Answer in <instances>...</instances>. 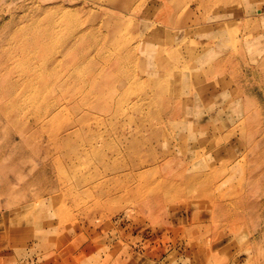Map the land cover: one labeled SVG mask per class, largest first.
I'll return each mask as SVG.
<instances>
[{
	"label": "rangeland",
	"instance_id": "1",
	"mask_svg": "<svg viewBox=\"0 0 264 264\" xmlns=\"http://www.w3.org/2000/svg\"><path fill=\"white\" fill-rule=\"evenodd\" d=\"M107 20L134 57L117 71ZM151 29L173 38L158 58ZM211 29L223 47L205 55ZM80 37L81 51L100 42L97 69L65 60ZM119 100L140 132L93 109ZM79 119L98 149L48 146ZM135 134L138 160L125 148ZM0 264H264V0H0Z\"/></svg>",
	"mask_w": 264,
	"mask_h": 264
},
{
	"label": "bare ground",
	"instance_id": "2",
	"mask_svg": "<svg viewBox=\"0 0 264 264\" xmlns=\"http://www.w3.org/2000/svg\"><path fill=\"white\" fill-rule=\"evenodd\" d=\"M209 2V1H208ZM210 3V2H209ZM187 7H189V5H187ZM91 19V18H90ZM230 19V18H229ZM231 19H232V17H231ZM91 21V20H90ZM220 21V20H219ZM94 22H93V20H92V26H94ZM118 25H121V21L120 20H107V21H105L104 22V26H105V28H109V29H112L113 30V33L112 34H110V37L107 39V40H105V43L106 44H110V45H116V46H118L119 48H117L116 50H115V60H114V63H112V65L111 66H114V69H115V71H117L118 70V67H122V66H124L126 63H128V62H130L134 57H133V52H132V50H130L129 48H128V46L127 45H125V44H123V42L125 41V40H122L123 39V37L122 36H119V34L120 33H122L121 31L118 33L115 29L118 27ZM177 27V29L178 28H180V27H182V26H176ZM211 28H213V27H211ZM215 28V27H214ZM212 30V32L209 34L208 33V38H211L212 39V41H207L206 43H205V45H206V47H204L205 48V55H208V54H211V52H212V45L214 46V45H217L218 47H220L221 48V46L223 47V44L221 43V40L219 39V38H217V39H215L216 40V42H214L213 41V38H216L217 36L216 35H214L213 34V29H211ZM112 31L110 30L109 31V33H111ZM149 32H151V33H149L150 34V36H148V37H146L147 39H149L150 41H148L147 43H146V45H145V48H147V50L148 51H151V56L152 57H156V58H158L159 56H161V55H163V54H166L165 52H163L162 50L163 49H161L160 47L162 46L161 44H168L167 42H172V40H173V38H172V34L170 33V31H157V30H153V29H151ZM148 34V35H149ZM83 37V39L85 38V36H82ZM82 37H80L79 38V40L80 41H78L77 43L79 44H76V46H75V48H74V46L69 50L70 51V53H68V52H65L64 53V56H65V60L66 59H68L67 57L68 56H70L71 55V53L72 52H75V54H73L74 55V57H76L75 59H77V64H76V66H77V68H78V66L79 67H81L80 65H79V63L80 62H82V61H86V60H89L90 61V69L91 70H93V69H97L98 68V66L96 65V63H97V59L96 60H94L95 61V63H94V61H91V57L92 56H94V55H92V52L94 51V49L95 48H98V47H96L97 45H99L100 44V42L99 41H95L94 43H92L91 45H90V48L88 49V50H84V51H81L80 50V45H81V41H82ZM43 40V39H42ZM173 43V42H172ZM215 43V44H214ZM33 44H34V42H33ZM125 45V46H124ZM204 45V46H205ZM157 47V48H153V49H150L151 47ZM210 46V47H209ZM216 46V47H217ZM225 46V45H224ZM150 49V50H149ZM148 51L147 52H145L144 54L145 55H148ZM177 51H173V52H171L170 53V56H172V58H174V56L173 55H177V53H176ZM96 54H98V51L95 53V56H97ZM212 55V54H211ZM197 56H198V54H197ZM182 58H184V57H182ZM198 59H199V56L197 57ZM220 59V58H219ZM218 59V60H219ZM63 61L62 62V64L59 66V65H57V66H55V67H53V69L52 70H56L57 69V67L59 66V67H61V68H63V67H66V66H63V64L66 62V61ZM200 60V59H199ZM222 60V59H221ZM226 60V59H225ZM183 65H185V66H187L188 67V65H190V63H191V61L190 60H188L187 58H184L183 60ZM181 61V62H182ZM223 63H224V60L222 61ZM126 66V65H125ZM159 66V61H156V67H158ZM186 67V68H187ZM208 67H210V65L208 66ZM65 69V68H64ZM183 69H184V67H183ZM66 70V69H65ZM160 70H161V68H160ZM203 70H205V69H203ZM207 70V69H206ZM205 70V72H204V78L205 79H210V78H212L213 77V75H211L210 76V74H211V72H209L211 69H209L208 71H206ZM161 71H163V70H161ZM107 72V71H106ZM153 72V74H155L154 76H156L158 73H157V71L156 70H153L152 71ZM171 72H173V71H171ZM206 73V74H205ZM108 74H109V72H108ZM129 81V80H128ZM83 84V83H82ZM86 85H87V83H85ZM85 84H83L84 86H85ZM106 85V84H105ZM88 86L90 87V90H91V93H94V94H96L97 96H96V99H95V103H101L99 100H102L103 99V101L104 102H107V98L105 97H102V89H101V84L97 81V80H92V81H90V82H88ZM110 99H112V97H109ZM71 99H73V101H75V98L74 97H71L68 101H63L64 102V104H66L65 105V107H67V106H70V104L72 105V104H74V102L73 101H70ZM97 101V102H96ZM120 102H122V100H119L118 101V104H117V106L116 107H113V106H109L108 104H104L103 106H100V105H97V106H93V109L94 110H98V108H101V109H104V110H106L107 112H108V114H110L111 115V117H110V122H109V126H110V128L111 129H116V128H118V125L119 124H121V126L124 124V123H127V124H130V125H135V129L133 130V132L134 133H136V132H140L138 129H139V124L140 123H138L137 122V120H135V119H133L130 115H128L126 112L127 111H125V110H123V106L120 104ZM59 106H55L54 108H48V109H46L44 112H43V114H46V115H50V114H53V113H56V115H57V117L58 116H60L62 113L61 112H63L64 110H65V107L63 106L62 107V105H60V104H58ZM62 107V108H61ZM77 109V113H79L80 114V111H81V109H80V107H77L76 108ZM188 113V109L186 108V109H183L182 111H178V110H176V111H173L171 114H169L170 116H169V119L171 120V122H170V125H175L174 123L175 122H172V120L174 119H181L182 117H186V114ZM88 114V113H87ZM41 115V114H40ZM84 116V115H83ZM82 116V117H83ZM49 117H51V116H49ZM38 118V117H37ZM160 119V118H159ZM159 119L158 120H151L150 121V123L148 124V125H151V124H153V123H156V121H159ZM47 120V119H46ZM50 120H52V121H50ZM163 120H164V118H163ZM53 121H55V118H52V119H49V121H47L46 123H45V120L43 121V120H38L37 121V123H41V126H40V128H39V130L40 131H44V130H46V126L48 125V124H50V122H53ZM162 122V121H161ZM165 122V121H164ZM164 122H163V124H164ZM53 123H55V122H53ZM53 123H51L50 125H52ZM127 124H125V125H127ZM142 125H143V123H141ZM37 125V124H36ZM35 125V126H36ZM144 125H146V124H144ZM147 125V126H148ZM152 126V125H151ZM34 127V126H33ZM32 129V128H31ZM166 129V128H165ZM37 130V129H36ZM145 130L146 131H148V128L146 127L145 128ZM38 131V130H37ZM166 131H167V129H166ZM45 132V131H44ZM43 132V133H44ZM52 132H54V134H55V136H57L58 138H56V139H54L51 143H48V146H51L52 144L54 145V146H60L61 148H63V149H66L67 151H69V153H71V154H74V153H76L74 150H73V148L74 147H76L77 148V150H79V148H78V146H77V144L79 143V142H81V143H84L86 140L88 141V138H89V136H91L90 135V133H93L94 135H96V133H99L98 131H96L95 129H93V128H91V127H86L85 125H84V123H83V121H81V119H79V120H76V121H74V122H71V123H64V124H62V125H59V126H57V128H55V129H52ZM161 132V131H160ZM158 133V132H157ZM103 134V133H102ZM158 135H159V133H158ZM157 134H155V133H150V135H149V139L147 138V140L148 141H146V143H148L149 142V145H151L150 146V148H151V151L152 152H154L155 151V148H154V143L157 141L156 139L158 138L157 136H158ZM161 136V135H160ZM126 137V135H124V139H126L125 138ZM133 137L134 138H131L130 139V141H128L127 142V144H125V148H127V149H129V148H132L133 149V154H134V156L137 158V160L138 159H140L141 158V154H139L138 152H139V148L142 146V145H144V141L146 140H144V138H140L138 135H133ZM136 137V138H135ZM146 138V137H145ZM128 140V139H127ZM159 141V140H158ZM88 142H90L91 144H92V148L93 149H98V147H99V144H97L96 143V141H92V140H90V141H88ZM125 142V141H124ZM160 142V141H159ZM161 143V142H160ZM21 146V145H20ZM108 146H110V143H108V139H103V144L101 145L100 144V147H103V148H105V147H108ZM146 146V145H145ZM148 146V145H147ZM148 148V147H147ZM148 150V149H147ZM150 151V152H151ZM184 154L185 155H187V151H184ZM190 155H191V153H190ZM103 158V159H102ZM106 159H107V156L106 155H104L103 157H101V161L103 160L105 163H106ZM116 167H118L117 169H124V168H126V167H124V166H121L120 164H118V165H116V166H113V168H116ZM134 174V175H136V172H135V169H132L131 168V171H130V174ZM181 175V174H180ZM122 176V174L121 175H117V177H116V179H120V178H118V177H121ZM127 176V175H126ZM125 176V179H123V181H126V182H128V178ZM135 178H136V176H135ZM192 185V187L193 186H196L197 184H196V182H195V184H191ZM200 187L199 186H196L194 189L195 190H198ZM227 198V197H226ZM227 200V199H226ZM229 200V199H228ZM231 200V199H230ZM232 202V201H231ZM230 202V203H231ZM228 203V202H227ZM223 204V203H222ZM229 204V203H228ZM227 205V204H226ZM225 205V206H226ZM230 205V204H229Z\"/></svg>",
	"mask_w": 264,
	"mask_h": 264
}]
</instances>
